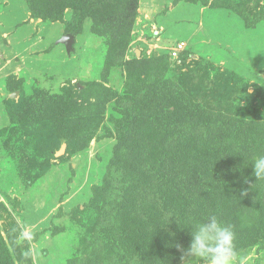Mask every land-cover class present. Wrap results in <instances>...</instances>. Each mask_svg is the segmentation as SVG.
<instances>
[{"label":"rangeland","instance_id":"obj_1","mask_svg":"<svg viewBox=\"0 0 264 264\" xmlns=\"http://www.w3.org/2000/svg\"><path fill=\"white\" fill-rule=\"evenodd\" d=\"M64 1L56 19L0 0V236L33 233L11 264H142L113 244L129 223L159 231L174 250L163 264H183L184 226L208 214L264 264V180L251 162L264 154V0H135L128 45L108 62V33L89 17L69 24ZM72 32L67 54L57 40Z\"/></svg>","mask_w":264,"mask_h":264},{"label":"trees","instance_id":"obj_2","mask_svg":"<svg viewBox=\"0 0 264 264\" xmlns=\"http://www.w3.org/2000/svg\"><path fill=\"white\" fill-rule=\"evenodd\" d=\"M27 1L29 3L30 10L35 11L36 13L35 15H41V14L47 15L52 13V11L56 9L57 10V13L55 14L56 19L63 18V10L67 5V3L64 0H53L52 2L50 1V3L52 4L54 3V5L51 7H55V8L51 10L48 9L45 11L43 9L36 8L37 2H34L32 0H27ZM134 1L135 0H69L68 3L70 5L68 6L72 7V15L68 21L69 24H81L84 18L89 17L91 19L90 29L93 33L101 34L104 31L105 33H108L109 35L107 40L108 41L107 62H108L109 58L111 59L113 55H117L119 52H122L123 50L125 51V48L128 45V42L130 40V29H131V21H132L131 12L129 9H131L132 6L131 3ZM72 34L74 35V32H72ZM180 58L184 59V57L183 58L180 57ZM132 79L134 80V76ZM64 115L67 114L64 112L63 116ZM11 116L15 118L14 112H11ZM60 133L62 132L55 131L49 134L50 136L54 137V139L58 138V143H59V139L63 137V134ZM119 133L120 135H123L122 129L119 131ZM91 136L92 135H90L88 139H90ZM125 136L126 135H123L121 139L125 140ZM62 142L66 143L67 139H64L63 137L60 143ZM194 154H196V152ZM192 155L193 153H189L187 158H190L191 160L194 156ZM240 160L241 159L238 157L239 162ZM194 171L196 172V169ZM231 182H235L234 185H236L238 188L242 187V184H247L242 181L239 182L238 178L232 179ZM193 188H191V193H193ZM228 189L230 190L233 189V185L230 184V186H225L223 189H221L219 191L220 192L219 196L222 199V206L225 205L224 210L232 211L234 205L230 201L231 200L230 195L227 192ZM160 193L165 195L166 197L167 196L169 197V195L174 196L176 194L175 192L174 193L171 192L168 194L167 191H162ZM173 199L175 200L176 198H172V200ZM189 203L190 202L187 203V201L185 200L182 201L180 200L179 204H183L184 206H186L187 204L189 205ZM120 207L121 206H119V209ZM224 215H226V213ZM138 224L140 223L127 224L125 231V235L127 237L124 238L123 242L113 241V244L117 243L119 245H122L125 243L126 247L127 246L130 247L131 255L138 253V257L139 258L142 257L143 259L142 264H163L164 260L168 259V257L166 258L163 257L165 253L168 252L169 256H171V253L174 250L172 251L171 246L166 247L167 246L165 245L166 240H163V238L160 236L159 231L155 232L153 229L151 230V228H149L144 223H141L140 225ZM20 254L21 251L18 249L16 241H14L13 239H8V241L6 242L5 239L1 238L0 236V264H11V262L15 258L16 259L20 258Z\"/></svg>","mask_w":264,"mask_h":264},{"label":"clouds","instance_id":"obj_3","mask_svg":"<svg viewBox=\"0 0 264 264\" xmlns=\"http://www.w3.org/2000/svg\"><path fill=\"white\" fill-rule=\"evenodd\" d=\"M251 162L256 181L264 180V154L256 156ZM184 227L190 228L191 239L187 249H181L183 264H249L251 258L237 250L234 225L218 215L208 214L202 219H192ZM32 239L33 233L25 228L19 232L17 243ZM23 255L30 256L31 249L24 251Z\"/></svg>","mask_w":264,"mask_h":264},{"label":"water","instance_id":"obj_4","mask_svg":"<svg viewBox=\"0 0 264 264\" xmlns=\"http://www.w3.org/2000/svg\"><path fill=\"white\" fill-rule=\"evenodd\" d=\"M74 41H75V37L72 33H65L57 40L58 43H62L65 46V50H66L67 54L73 50ZM80 87L81 86H79V88ZM16 95H17V92L14 91L10 94V97H15ZM65 147H66V143L62 142L59 150L56 151L55 154H57V155L63 154L65 151Z\"/></svg>","mask_w":264,"mask_h":264},{"label":"built area","instance_id":"obj_5","mask_svg":"<svg viewBox=\"0 0 264 264\" xmlns=\"http://www.w3.org/2000/svg\"><path fill=\"white\" fill-rule=\"evenodd\" d=\"M183 42H177L173 48L172 55L177 56L181 50H183Z\"/></svg>","mask_w":264,"mask_h":264}]
</instances>
